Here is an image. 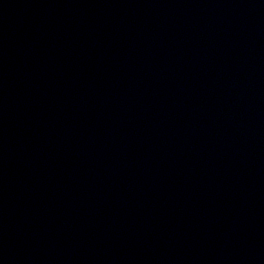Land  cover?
Masks as SVG:
<instances>
[{"label":"water","instance_id":"water-1","mask_svg":"<svg viewBox=\"0 0 264 264\" xmlns=\"http://www.w3.org/2000/svg\"><path fill=\"white\" fill-rule=\"evenodd\" d=\"M0 264H264V44L211 0H0Z\"/></svg>","mask_w":264,"mask_h":264}]
</instances>
